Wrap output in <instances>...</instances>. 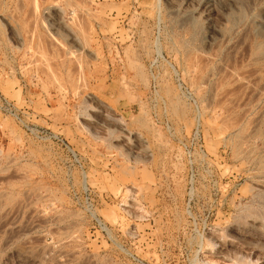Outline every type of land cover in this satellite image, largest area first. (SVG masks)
I'll list each match as a JSON object with an SVG mask.
<instances>
[{"label": "rangeland", "instance_id": "rangeland-1", "mask_svg": "<svg viewBox=\"0 0 264 264\" xmlns=\"http://www.w3.org/2000/svg\"><path fill=\"white\" fill-rule=\"evenodd\" d=\"M256 1L0 0V264H264Z\"/></svg>", "mask_w": 264, "mask_h": 264}, {"label": "bare ground", "instance_id": "bare-ground-1", "mask_svg": "<svg viewBox=\"0 0 264 264\" xmlns=\"http://www.w3.org/2000/svg\"><path fill=\"white\" fill-rule=\"evenodd\" d=\"M251 1H252V0H251ZM257 1H258V0H257ZM257 1H256V2H257ZM263 1H264V0H263ZM216 2H217V0H216ZM220 2H221V1H220ZM258 2H259V1H258ZM212 3H213V2H212ZM52 4H53V3H52ZM206 4H208V3H206ZM215 4H216V3H215ZM224 4H225V3H224ZM255 4H257V3H255ZM263 4H264V3H263ZM263 4H262V5H263ZM56 5H57V4H56ZM262 5H261V6H262ZM53 6H54V5H53ZM255 6H256V5H255ZM47 7H48V6H47ZM257 7H260V6H257ZM45 8H46V7H45ZM49 8H50V7H49ZM209 8H211V7H209ZM226 8H227V7H226ZM251 8H252V7H251ZM258 9H260V8H258ZM56 10H57V9H56ZM204 10H205V9H204ZM224 10H225V9H224ZM253 10H254V9H253ZM45 11H46V10H45ZM205 11H206V10H205ZM225 11H226V10H225ZM227 11H228V10H227ZM218 12H219V11H218ZM259 13H260V12H259ZM211 16H212V15H211ZM216 16H217V15H216ZM193 17H194V16H193ZM208 17H209V16H208ZM189 18H190V17H189ZM180 19H181V18H180ZM217 19H218V18H217ZM184 20H185V19H184ZM187 20H188V19H187ZM189 20H190V19H189ZM223 20H224V19H223ZM249 20H250V19H249ZM179 21H180V20H179ZM224 22H225V21H224ZM249 22H250V21H249ZM261 22H262V21H261ZM179 23H181V21H180ZM217 23H218V22H217ZM256 23H257V22H256ZM256 23H255V24H256ZM244 24H245V22H244ZM244 24H242L243 27H244ZM215 25H216V24H215ZM247 25H248V24H247ZM256 25H257V24H256ZM256 25H255V26H256ZM262 25H263V24H262ZM183 26H184V24H183ZM214 27H215V26H214ZM239 27H240V26H239ZM243 27H242V28H239V30H240V29H244V28L247 27V26H245L244 28H243ZM188 28H189V27H188ZM212 29H213V28H212ZM233 29H234V28H233ZM252 29H253V28H252ZM185 30H187V29H185ZM245 30H246V29H245ZM232 31H233V30H232ZM251 31H252V30H251ZM254 32H255V33H254ZM254 32L252 31V35H253V33H254L256 40H261V38L264 36V26H261V24L258 25V26H256V28L254 29ZM224 33H225V32H224ZM234 33H235V32H234ZM244 33H246V31H245ZM226 35H227V34H226ZM250 35H251V34H250ZM250 35L248 34V36H250ZM244 36H246V35H244ZM225 37H227V36H225ZM233 37H234V36H233ZM224 39H225V38H223V40H222L223 42H224ZM225 40H226V39H225ZM248 40H249V39H248ZM253 40L255 41L254 38H253ZM262 40H264V39H262ZM209 41H210V40H209ZM209 41H208V42H209ZM215 41H216V40H215ZM222 41H221V44H222ZM227 41H228V40H227ZM227 41H226V42H227ZM246 41H247V40H246ZM251 42H252V41H250L249 43H251ZM257 42H258V41H257ZM257 42H256V44H255V42H253L254 45H253V43H252L251 45H249V49H250V46H253V47L256 46V45L259 46L260 44H258ZM260 42H261V41H260ZM236 43H237V42H235V44H236ZM241 43H242V42H241ZM233 44H234V43H233ZM239 44H240V43H239ZM245 44H246V43H245ZM247 44H248V41H247ZM237 45H238V44H236V46H237ZM244 46H245V45H244ZM258 46H257V47H258ZM212 47H213V46H212ZM220 47H221V46H220ZM234 47H235V46H234ZM253 47H252V49H255V48H253ZM232 48H233V47H232ZM245 48H246V47H245ZM213 49H214V48H213ZM225 49H227V48H225ZM252 49H251V50H252ZM256 49H257V48H256ZM220 50H221V49H220ZM240 50H241V49H240ZM244 50H245V49H244ZM211 51H212V50H211ZM211 51H210V52H211ZM214 51H215V50H214ZM223 51H224V49H223ZM254 51H255V50H254ZM237 52H238V51H237ZM241 52H242V51H241ZM246 52H247V51H246ZM231 53H232V52H231ZM252 53H254V52L252 51ZM248 54H249V51H248ZM248 54H247V55H248ZM209 55H210V54H209ZM249 55H250V54H249ZM252 55H253V54H252ZM255 55H256V54H255ZM204 56H205V55H204ZM214 56H215V55H214ZM214 56H213V57H214ZM216 56H217V55H216ZM241 56H243V55H241ZM210 57H212V56H210ZM243 57H244V56H243ZM251 57H252V56H251ZM253 57H254V56H253ZM258 57H259V56H258ZM204 59H205V58H204ZM206 59H207V58H206ZM248 59H250V58L248 57ZM259 59H261V58H259ZM259 59H257V60H259ZM209 60H210V59H209ZM211 60H212V59H211ZM250 60H251V59H250ZM207 61H208V59H207ZM207 61H206V62H207ZM252 61H254V60L252 59ZM208 62H209V61H208ZM249 64H250V63H249ZM260 64H261V63H260ZM220 65H222V64H220ZM245 65H247V64H245ZM260 66H262V67H260V68H261L260 70L263 71V70H264V68H263V64L260 65ZM262 68H263V69H262ZM227 69H228V68H227ZM253 69H254V68H253ZM255 69H256V68H255ZM220 70H221V69H220ZM249 70L251 71L252 69H249ZM249 70H248V71H249ZM257 70H258V69H257ZM245 71H246V70H245ZM245 71H244V72H245ZM250 71H249V72H250ZM253 71H254V70H253ZM228 72H229V71H228ZM241 72H242V71H241ZM262 73H264V72H262ZM229 74H230V72H229ZM237 74H238V73H237ZM250 74H251V73H250ZM208 75H209V74H208ZM233 76H234V75H233ZM245 76H246V75H245ZM256 76L259 77V75H256ZM256 76H255V77H256ZM257 77H256V78H257ZM242 78H243V77H242ZM246 79H247V78H246ZM258 79H259V78H258ZM247 80H248V79H247ZM250 80H251V79H250ZM242 82H243V81H242ZM241 84H242V83H241ZM241 84H240V85H241ZM261 84H262V83H261ZM242 85H243V84H242ZM245 85H246V83H245ZM253 86H254V85H253ZM258 86H259V85H258ZM262 86H263V85H262ZM249 87H250V86H249ZM249 87H248V88H249ZM260 90H261V89H260ZM256 91H257V90H256ZM256 94H257V92H256ZM252 95L255 96V94H252ZM254 96H253V97H254ZM256 96H257V95H256ZM241 100H242V99H241ZM250 100H251V99H250ZM234 103H235V102H234ZM248 104H249V103H248ZM245 106H246V105H245ZM248 107H249V106H248ZM247 111H248V110H247ZM261 111H262V110H261ZM261 111H259V112H261ZM262 114H263V113H262ZM256 118H257V117H256ZM255 122H256V120H255ZM262 195H263V194H262ZM257 196H258V195H257ZM263 201H264V200H263ZM259 203H260V202H259ZM263 203H264V202H263ZM263 203H262V204H263ZM248 209H249V208H248ZM252 209H253V208H252ZM253 211H254V210H253ZM253 211H252V212H253ZM256 212H257V211H256ZM260 212H261V211H260ZM249 213H250V212H249ZM259 214H260V213H259ZM246 215H247V214H246ZM240 217H241V216H240ZM254 219H255V218H254ZM257 219H258V218H257ZM9 220H10V219H9ZM10 221H12V219H11ZM33 222H34V221H33ZM8 223H9V222H8ZM6 224H7V223H6ZM12 224H13V223H12ZM30 224H31V223H30ZM31 226H32V225H31ZM37 226H38V225H37ZM10 227H11V226H10ZM32 227H33V226H32ZM27 228H28V227H27ZM31 229H32V228H31ZM242 236H243V235H242ZM66 239H67V238H66ZM60 242H61V241H60ZM60 242H59V243H60ZM52 245H53V244H52ZM58 246H59V245H58ZM33 247H34V246H33ZM33 247H32V248H33ZM48 247H49V246H48ZM51 249H52V248H51ZM38 250H39V249H38ZM53 251H54V250H53ZM39 252H40V251H39ZM45 253H46V252H45ZM49 253H50V252H49ZM52 253H53V252H52Z\"/></svg>", "mask_w": 264, "mask_h": 264}]
</instances>
